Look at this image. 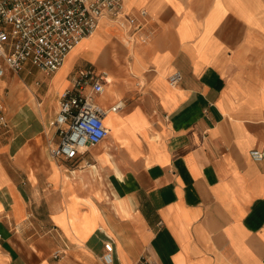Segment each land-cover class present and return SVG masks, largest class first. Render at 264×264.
<instances>
[{
  "label": "crops",
  "instance_id": "1",
  "mask_svg": "<svg viewBox=\"0 0 264 264\" xmlns=\"http://www.w3.org/2000/svg\"><path fill=\"white\" fill-rule=\"evenodd\" d=\"M126 4L148 11L134 43L103 18L60 70L0 80V264H105L109 239L114 264H264L262 22L245 0ZM89 67L107 144L54 158L49 122Z\"/></svg>",
  "mask_w": 264,
  "mask_h": 264
},
{
  "label": "built area",
  "instance_id": "2",
  "mask_svg": "<svg viewBox=\"0 0 264 264\" xmlns=\"http://www.w3.org/2000/svg\"><path fill=\"white\" fill-rule=\"evenodd\" d=\"M103 18L124 29L134 43L138 32L147 25L148 11L140 9L137 14L128 9L126 0H0V80L8 70L21 72L27 63L55 73L72 49L93 35ZM182 79V73L177 71L169 82L176 85ZM103 90L101 75L94 68L79 70L49 122L59 137L58 144L49 149L52 157L76 163L109 137V128L95 101ZM3 125L5 116L0 115V126ZM250 156L262 162L264 150L254 149ZM95 166L90 161L86 163L93 170ZM104 249V263L114 264L116 250L111 239L105 242Z\"/></svg>",
  "mask_w": 264,
  "mask_h": 264
},
{
  "label": "rangeland",
  "instance_id": "3",
  "mask_svg": "<svg viewBox=\"0 0 264 264\" xmlns=\"http://www.w3.org/2000/svg\"><path fill=\"white\" fill-rule=\"evenodd\" d=\"M237 1H238L239 5L242 3V0H237ZM245 1H248V2L250 1L251 4L246 9L239 6V11L240 12H244L248 16L249 20L255 19V17H258L256 19V22L258 20H260L262 22L261 23L262 29L264 30V0H245ZM252 23H253V21H252ZM253 26L258 31H261L262 33H264V31L261 30V27H258L256 25H254V23H253ZM83 65H85V63L83 61H81L79 67L83 66ZM106 144L107 143L104 142L103 144L98 145L97 147H95L93 150L96 153H101L103 147L106 146ZM98 190H100V189H98Z\"/></svg>",
  "mask_w": 264,
  "mask_h": 264
},
{
  "label": "bare ground",
  "instance_id": "4",
  "mask_svg": "<svg viewBox=\"0 0 264 264\" xmlns=\"http://www.w3.org/2000/svg\"><path fill=\"white\" fill-rule=\"evenodd\" d=\"M251 20H253V19H251ZM254 20H255V22H256V19H254ZM256 23H258V22H256ZM96 31H97V30H96ZM96 31L93 33V35L96 33ZM93 35H91L90 37H92ZM90 37H88V38H90ZM84 40H85V39H83V40H82V41H81L76 47H78L79 45H81L82 42H83ZM76 47H74V48L72 49V51H73ZM132 47H133V46H132ZM220 47H221V46H220ZM216 49H217V48H216ZM72 51H71V52H72ZM71 52H70V53H71ZM70 53H69V55H70ZM230 53H231V52H230ZM69 55L67 56V58H66V60H65V63L68 61V59H69ZM65 63H64V64H65ZM63 66H64V65H63ZM61 68H62V67H61ZM61 68H60V69H61ZM60 69H59V70H60ZM30 107H31V106H30ZM35 109H36V108H35ZM37 110H38V109H37ZM35 111H36V110H35ZM94 169H96V170L98 171V169H97V165L95 166Z\"/></svg>",
  "mask_w": 264,
  "mask_h": 264
}]
</instances>
